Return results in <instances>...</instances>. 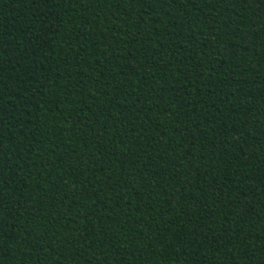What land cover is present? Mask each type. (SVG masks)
Returning a JSON list of instances; mask_svg holds the SVG:
<instances>
[{
  "label": "trees",
  "instance_id": "obj_1",
  "mask_svg": "<svg viewBox=\"0 0 264 264\" xmlns=\"http://www.w3.org/2000/svg\"><path fill=\"white\" fill-rule=\"evenodd\" d=\"M0 264H264V0H0Z\"/></svg>",
  "mask_w": 264,
  "mask_h": 264
}]
</instances>
